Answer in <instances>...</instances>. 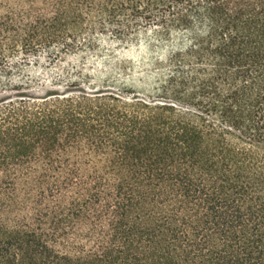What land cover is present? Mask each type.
I'll return each mask as SVG.
<instances>
[{
  "label": "trees",
  "instance_id": "1",
  "mask_svg": "<svg viewBox=\"0 0 264 264\" xmlns=\"http://www.w3.org/2000/svg\"><path fill=\"white\" fill-rule=\"evenodd\" d=\"M140 30L143 86L69 66ZM0 264H264V0H0Z\"/></svg>",
  "mask_w": 264,
  "mask_h": 264
},
{
  "label": "rangeland",
  "instance_id": "2",
  "mask_svg": "<svg viewBox=\"0 0 264 264\" xmlns=\"http://www.w3.org/2000/svg\"><path fill=\"white\" fill-rule=\"evenodd\" d=\"M93 41L89 49L72 58L69 66L139 88L161 74L165 65L166 46L146 30L123 41L94 34Z\"/></svg>",
  "mask_w": 264,
  "mask_h": 264
}]
</instances>
